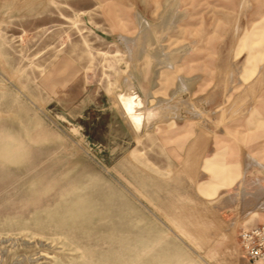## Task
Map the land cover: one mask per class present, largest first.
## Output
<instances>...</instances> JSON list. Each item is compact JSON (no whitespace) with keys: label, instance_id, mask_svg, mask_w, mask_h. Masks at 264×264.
<instances>
[{"label":"rangeland","instance_id":"374dc122","mask_svg":"<svg viewBox=\"0 0 264 264\" xmlns=\"http://www.w3.org/2000/svg\"><path fill=\"white\" fill-rule=\"evenodd\" d=\"M245 152L264 0H0V264H246Z\"/></svg>","mask_w":264,"mask_h":264},{"label":"built area","instance_id":"2783aa9c","mask_svg":"<svg viewBox=\"0 0 264 264\" xmlns=\"http://www.w3.org/2000/svg\"><path fill=\"white\" fill-rule=\"evenodd\" d=\"M238 243L247 264H264V225L243 229Z\"/></svg>","mask_w":264,"mask_h":264},{"label":"crops","instance_id":"0c3cea01","mask_svg":"<svg viewBox=\"0 0 264 264\" xmlns=\"http://www.w3.org/2000/svg\"><path fill=\"white\" fill-rule=\"evenodd\" d=\"M166 69L171 70L173 68L166 66ZM256 154H258V152ZM243 160H244V172H243L244 175L242 178L243 181H247L248 178H250V177H248V175L252 174L251 172L254 171V169H256L259 173H261V175H260V177H257V178L252 177L254 180H252L251 184L255 183L254 185L260 186L262 183H264V159L257 158L253 154H251L249 152H245L243 154ZM232 162H234V161H232ZM260 188H264V187H260ZM262 197H264V196H262ZM261 201L264 202V199H262ZM246 264H247V262H246Z\"/></svg>","mask_w":264,"mask_h":264},{"label":"bare ground","instance_id":"6f19581e","mask_svg":"<svg viewBox=\"0 0 264 264\" xmlns=\"http://www.w3.org/2000/svg\"><path fill=\"white\" fill-rule=\"evenodd\" d=\"M138 109H139V107H138ZM126 112L128 114H130V116H131V113H129L127 110H126ZM149 114H153V113L149 112ZM141 118H142V113H137L134 116H131V119H136V121L140 120Z\"/></svg>","mask_w":264,"mask_h":264}]
</instances>
